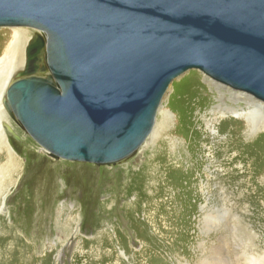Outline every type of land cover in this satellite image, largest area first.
<instances>
[{"label": "water", "instance_id": "95a60500", "mask_svg": "<svg viewBox=\"0 0 264 264\" xmlns=\"http://www.w3.org/2000/svg\"><path fill=\"white\" fill-rule=\"evenodd\" d=\"M0 27L41 31L5 104L58 159L135 153L191 70L264 103V0H0Z\"/></svg>", "mask_w": 264, "mask_h": 264}, {"label": "rangeland", "instance_id": "374dc122", "mask_svg": "<svg viewBox=\"0 0 264 264\" xmlns=\"http://www.w3.org/2000/svg\"><path fill=\"white\" fill-rule=\"evenodd\" d=\"M22 28L29 30L28 41L37 32L41 33L31 27H0V40ZM4 54L3 51L0 59ZM210 82L199 70H191L175 80L163 104L171 115L170 121L166 123L159 112L154 129L160 122L166 124L159 138L167 142L171 151L182 146L183 142L191 154L188 166H198L202 161L198 171L206 174L205 181L215 177L218 171L220 177L223 169L222 162L217 169L210 165L208 159L213 157L211 146L215 141L222 142L217 147V151H220L230 144L233 170L234 174L237 173L236 189L238 184L241 188L257 168L264 169V103L251 96L255 103L250 104L245 98L233 101L228 93L232 89L223 86L222 96ZM5 110L8 111L7 107ZM7 115L25 142L9 136V145L19 159L18 173L15 174L18 180L5 199V208L10 207L9 211L3 212L0 208V218L5 221H0V226L6 228L5 225L12 224L13 230L19 232L14 249L20 247L25 250L32 258L29 264L33 260V264H200V251L203 249L205 257L209 255V262L204 261L205 264H250V253L264 255V179L253 183L256 191L250 187L247 189L252 194L250 199L243 202L242 208L222 214L214 238L209 239L207 232L204 234L200 230V205L197 211L190 205L186 207L189 210L187 218L177 223L175 233L169 234L153 227L151 238L147 241L149 234L148 231L144 232L142 225L145 222L142 220L140 223L123 211V204L134 200L136 194H129L127 199L120 194L121 184L126 180L125 176L118 175V167L135 157L134 165L138 169L141 166L138 160L140 149L150 137L135 153L116 163L71 161L52 157L9 112ZM227 120L238 123L239 130L235 127L229 130L225 125L231 123H227ZM233 137H238V141L232 143ZM174 139L179 140L180 144L174 145ZM196 139L198 145L191 149ZM2 154L4 152L0 151V172L7 164ZM216 156L222 161L219 154ZM256 193L258 197L254 200L252 195ZM77 201L82 203L81 208ZM64 202H69V205L60 217L59 208ZM220 206L230 208L228 203ZM70 210L80 212L81 218L76 217L68 223L67 217L70 216L67 213ZM149 223L154 225L151 221ZM136 230L143 231L142 240ZM106 232L109 236L105 235ZM168 236V243L161 241ZM209 240H214V243ZM146 246L149 249L144 252ZM212 247L216 249L217 259L211 255ZM113 253L119 255V260L116 261L117 256L114 257Z\"/></svg>", "mask_w": 264, "mask_h": 264}, {"label": "bare ground", "instance_id": "6f19581e", "mask_svg": "<svg viewBox=\"0 0 264 264\" xmlns=\"http://www.w3.org/2000/svg\"><path fill=\"white\" fill-rule=\"evenodd\" d=\"M29 37V30L22 28L16 29L10 37H5L0 40V54H2L3 51L5 52L4 56L0 59V151L4 152V154H2V159H4L7 163L0 172V208L3 212H8L10 209V207L7 209L5 208V199L15 187L18 180V178L15 177V174L18 173L17 166L19 159L16 157L11 146L9 145V136L12 135L18 141L25 142V139L20 135L16 125L8 117V111L6 112L4 103L6 102V91L8 90L12 80L15 78L17 71L20 68H23L25 64V50L27 49L26 46H28L27 42L29 43L30 41H28ZM210 84L214 85L221 95L224 96L222 92L223 86L221 84L216 83L215 81H211ZM228 93L229 98L233 101H239L241 98H245V100L250 102V104L255 103L250 96L248 97V95H240V93L232 90H228ZM159 112L163 116V119L166 120V123L170 121L171 115L169 114L167 108L162 105ZM215 120L217 119L215 118ZM227 123H231L225 125L229 128V130L233 129V127L239 130L238 126L240 125L236 122H233V120H227ZM165 126L166 124L164 122H160L159 125L153 129L152 135H149L150 138L148 137L149 139H146L147 142L145 143V140L138 147L139 149L145 143L139 152L140 157H138V160L141 162V166L138 169L137 166L134 165V161L137 159L135 157V159H129L124 165L118 167V175L120 177L125 176L126 180L121 184L120 194H122L125 199H127L129 194L133 192L136 194V198L134 200L127 201L125 204H123V211L130 218L134 217L137 221H140V223L142 220L145 222L142 225L144 227V232L148 231V241L151 238V228L154 227L155 230L160 229L169 234H173L176 232L175 229L177 228V223L181 222L183 218H187L188 216L189 210L186 207H190L191 205V208H194L197 211V208L199 209L198 205H200V230L204 234L207 232L209 239L214 238L215 233L218 232L217 226L220 225L218 224V221L222 217V214L226 215L227 213H225V211H234L243 207V202L247 201L246 199L248 198L250 199L252 191L257 190V188H255L256 190L254 189L253 183H258V180L261 181L264 179V169L257 168V171L252 174L249 180H246L245 182L243 181L244 187L239 188L238 184V188L236 189L237 173L234 174L233 157L230 155L232 147H229L230 144H226L220 149V151H217V147L222 142L215 141L213 146L210 148L213 157L209 158L208 160L210 165L215 169H217V166H219L218 164H221L222 162L223 169H221L222 171L220 177V171H218L215 177H210L207 179V181H205L206 174L198 171L200 165H202V161H199L197 164L198 166H188L187 162L191 154H189L190 151L186 150L185 146H183L182 141V146H179L174 151H171L169 150L167 142L164 139L159 138L161 132H164V129H166ZM232 140V143H234L238 141V137H233ZM174 141V145L177 143L180 144L179 140L174 139ZM227 142L228 141L225 143ZM197 145L198 142L196 139L191 149L196 148ZM217 154H219V157L222 158V161L216 156ZM249 187L252 189V191L247 190ZM252 197L254 200H256L258 193L252 195ZM225 203L230 205L229 209L228 207L225 208L227 210L220 206L221 204L225 205ZM106 204H104L103 207L105 206L106 208ZM68 205L69 202H64L62 207L59 208V216L63 214L65 208H68ZM78 205L80 208L82 207V203L79 202ZM67 215L70 216L67 217L69 218L68 223L73 222L76 217L81 218V213L76 212L75 210L68 211ZM0 221L5 223L2 218H0ZM150 221L154 225H151L149 223ZM5 227L6 228H1L0 226V239L3 238V241L0 242V264H29L31 262L30 260H32L30 255L20 247H16V249H14V243L19 236V232H17L15 229L13 230L14 226L12 224L5 225ZM96 227L98 228V226ZM141 232L143 231H137L140 240H142ZM106 234L108 235V232H106L105 235ZM12 235L14 236L13 239L10 238ZM168 239L169 236L168 238L162 239L161 241L168 243ZM209 241L214 243V240ZM203 245L204 244L202 243V246ZM147 246L145 249H143L144 252L145 250L149 249ZM202 246L201 249H203ZM200 255L202 257V262H200V264H205L204 261L209 262V255H206L207 258L205 257L204 249L200 251ZM211 255L213 258L217 259L215 247H212ZM113 256L115 257L116 261L117 259L119 260V255H117V253H113ZM203 258L205 259L203 260ZM248 259L250 264H264V255H259L256 252L250 253ZM33 261L31 264H33ZM115 263L118 264V262Z\"/></svg>", "mask_w": 264, "mask_h": 264}]
</instances>
